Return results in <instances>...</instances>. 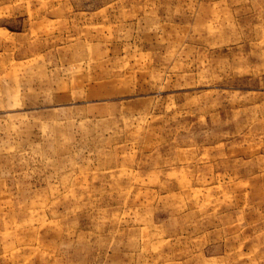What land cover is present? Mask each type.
Segmentation results:
<instances>
[{"label":"rangeland","instance_id":"374dc122","mask_svg":"<svg viewBox=\"0 0 264 264\" xmlns=\"http://www.w3.org/2000/svg\"><path fill=\"white\" fill-rule=\"evenodd\" d=\"M0 264H264V0H0Z\"/></svg>","mask_w":264,"mask_h":264}]
</instances>
